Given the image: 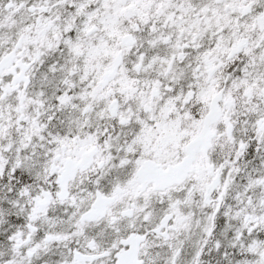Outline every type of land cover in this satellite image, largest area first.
I'll return each instance as SVG.
<instances>
[{"label": "flooded vegetation", "instance_id": "obj_1", "mask_svg": "<svg viewBox=\"0 0 264 264\" xmlns=\"http://www.w3.org/2000/svg\"><path fill=\"white\" fill-rule=\"evenodd\" d=\"M158 3L157 28L172 43L163 80L138 64L134 94L111 97L113 81L83 121L58 113L41 160L22 166L0 153V264L250 262L242 224L256 206L264 217L251 173L264 146V0ZM13 56L11 81L21 67ZM221 91L207 153L194 150L191 172L163 188Z\"/></svg>", "mask_w": 264, "mask_h": 264}, {"label": "rangeland", "instance_id": "obj_2", "mask_svg": "<svg viewBox=\"0 0 264 264\" xmlns=\"http://www.w3.org/2000/svg\"><path fill=\"white\" fill-rule=\"evenodd\" d=\"M99 1L102 4L105 0ZM78 2L80 0H0V59L14 52L28 67L29 76L27 87L16 82L14 91L9 75L3 73L0 76V153L13 154L15 164L20 162L24 166L27 160L44 157L48 150L42 149L40 144L54 138L51 129L57 113L70 111L76 116L67 120L83 121L93 103L97 104L106 95L99 82L118 53L122 54L123 62L111 93V97L118 99L122 97L116 94L118 89L119 92L130 89L132 94L135 93L137 84L132 81L136 76V65L141 64L145 75L153 72L159 80H163L159 77L169 67L172 43L167 39L170 34L164 33L163 28H157L160 19L158 0H107L104 10L91 7L85 10V4ZM9 5L12 7L6 10ZM31 7L34 8L32 13L29 11ZM79 10H84L80 20L74 16ZM46 34H55L57 38L48 39ZM77 34L87 40L88 45L74 49L72 42ZM125 35L133 36L134 46L121 44L120 39ZM62 37H67L71 47L61 44ZM183 37L191 41L186 32ZM54 45H58L57 50L64 52L70 49L71 53L81 57L89 55V58L82 63L73 61L56 67L51 61L52 51H48ZM43 76L52 83L38 91L37 83ZM152 83L145 80L143 88H151L146 85ZM177 100L178 97L166 98L162 106L171 108L172 101ZM229 108L224 111H229ZM260 150L264 151V146ZM251 173L255 181L252 192L264 189V159L256 160ZM20 197L18 195L17 200ZM259 202L260 199L257 204ZM255 215L254 222L243 224V229L249 232L253 228L249 252L253 262L246 264H264V247L261 248L264 240L259 241L260 237L257 240L258 234H262L264 239L261 206H256Z\"/></svg>", "mask_w": 264, "mask_h": 264}, {"label": "bare ground", "instance_id": "obj_3", "mask_svg": "<svg viewBox=\"0 0 264 264\" xmlns=\"http://www.w3.org/2000/svg\"><path fill=\"white\" fill-rule=\"evenodd\" d=\"M103 1V0H102ZM101 1L97 0V1H93V0H80V2H78V4H85V10L88 9V8H94L96 10H104L105 9V6L107 5V0H105L102 4H100ZM82 13H84V10H79V11H76L74 16L80 20V18H82ZM74 18V19H76ZM62 20L60 19V22ZM46 38L48 39H56L57 38V35L53 34V35H50V34H46ZM60 42L62 45L64 46H69L71 47V44L70 41L67 39V37H62L60 39ZM83 44H86L88 45V41L87 40H84L79 34H77L75 40L72 42V46L74 47V49H80L82 48V45ZM95 46V44H94ZM92 47H93V44H92ZM58 48V45H54V46H51L49 48L48 51H52V53H50V56L52 58V63L54 64V66L56 67H60L61 65H63L64 63L66 64H71L73 61H76V62H80L82 63L83 60H88L89 58V55H87L86 57H81L80 55H78L77 53H71V50L70 49H66L64 52L63 51H60V50H57ZM44 59H42L43 61ZM66 76V75H65ZM52 83V80H49L46 76H43V79L39 81V83H37V90H42L44 89V87H46L48 84Z\"/></svg>", "mask_w": 264, "mask_h": 264}, {"label": "water", "instance_id": "obj_4", "mask_svg": "<svg viewBox=\"0 0 264 264\" xmlns=\"http://www.w3.org/2000/svg\"><path fill=\"white\" fill-rule=\"evenodd\" d=\"M122 42L125 44V46H130L132 45V40H131V36H125L122 38ZM12 60V55H8L6 57H4L1 62H0V73L2 72V70L7 67L10 62ZM120 55H118L114 61L113 67L112 69L107 72L101 82V85L104 86L107 82L111 81L114 79L116 73H117V69L119 68L120 65ZM219 116V111L217 109V99L214 98L211 106H210V111L209 114L206 117L205 120V129H208L209 126L213 123H215L218 119ZM264 122V121H263ZM210 135L206 132L203 134H201V136L199 138H197L195 141H193L190 146L193 148H197L199 146H202V148L205 150L209 147V141H210ZM190 159L189 161H183L180 165V167L177 169L178 171H184V170H190Z\"/></svg>", "mask_w": 264, "mask_h": 264}]
</instances>
